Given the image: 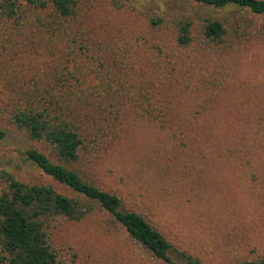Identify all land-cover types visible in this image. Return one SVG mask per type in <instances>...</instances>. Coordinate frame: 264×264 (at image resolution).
<instances>
[{
	"label": "trees",
	"instance_id": "16d2710c",
	"mask_svg": "<svg viewBox=\"0 0 264 264\" xmlns=\"http://www.w3.org/2000/svg\"><path fill=\"white\" fill-rule=\"evenodd\" d=\"M97 2L0 0V55L17 59L37 44L47 52L56 49L57 62L47 82L26 92L25 103L10 119L47 151L30 147L26 157L65 188L59 191L52 183L21 181L4 172L0 264H65L57 235L61 224L81 222L96 210L107 213L106 221L123 228L155 264H205L147 215L124 206L117 193L83 176L78 165L91 164L116 142L120 118L128 109L133 120L161 135L166 132L181 147L193 143L185 128L204 117L211 122L233 69L230 60L217 61L264 38V24L255 19L264 16V0H184L205 8L247 10L252 18L154 10L146 17L147 34L122 40L88 26ZM194 92L192 104L186 93ZM181 97L190 106L186 114L176 113L181 110L175 101H183ZM251 124L244 139L224 152L225 160L232 154L233 164L264 163V145L256 135H264V118ZM203 134L198 132L197 163L222 164V154L199 139ZM69 250L67 257L75 263L77 253L71 246ZM236 264H264V255L242 257Z\"/></svg>",
	"mask_w": 264,
	"mask_h": 264
},
{
	"label": "rangeland",
	"instance_id": "374dc122",
	"mask_svg": "<svg viewBox=\"0 0 264 264\" xmlns=\"http://www.w3.org/2000/svg\"><path fill=\"white\" fill-rule=\"evenodd\" d=\"M154 10H169L176 16L187 10L197 15L252 18L247 10L205 8L184 0H98L86 22L122 40L147 34L146 17ZM255 19L264 24V16ZM39 45L17 59L0 55V190L7 172L21 181L52 183L65 191L26 157L30 147L46 153L43 144L30 139L10 119L12 111L25 103L26 92L33 93L35 86L47 82L57 62L56 49L49 47L47 52ZM245 45L237 55L217 61L230 60L233 69L211 122L207 124L204 117L187 131L182 126L185 135L194 138L189 146L183 148L166 132L161 135L146 128L132 119L128 109L120 118L116 142L91 164L78 165L83 176L117 193L124 206L147 215L153 225L205 264H236L242 257L264 255V163L233 164L232 154L224 158L235 141L244 139L251 122L264 118V38ZM186 94L193 104L196 92ZM181 98L175 101L181 110L176 113L186 114L183 111L190 106ZM198 132H204L200 140L203 137L222 154V164L197 163ZM262 132L256 135L264 145ZM106 217L107 213L96 210L81 222L61 224L57 235L65 264H155L123 228ZM69 246L77 253L75 263L67 257Z\"/></svg>",
	"mask_w": 264,
	"mask_h": 264
}]
</instances>
